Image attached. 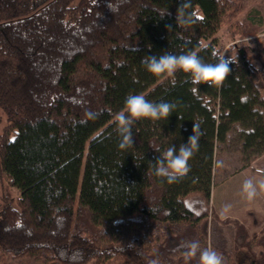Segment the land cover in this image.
<instances>
[{"label":"trees","instance_id":"obj_1","mask_svg":"<svg viewBox=\"0 0 264 264\" xmlns=\"http://www.w3.org/2000/svg\"><path fill=\"white\" fill-rule=\"evenodd\" d=\"M109 2L0 0L1 253L23 264H184L180 245L196 240L224 264H260L264 233L221 220L212 192L218 150L233 133L247 161L264 153V48L237 46L220 84L193 85L178 71L173 86L141 58L194 51L215 63L236 0H113V13ZM129 94L176 108L167 120L137 121L124 151L114 115ZM194 124L189 173L156 177L153 147L178 150ZM231 224L237 259L226 257Z\"/></svg>","mask_w":264,"mask_h":264},{"label":"clouds","instance_id":"obj_2","mask_svg":"<svg viewBox=\"0 0 264 264\" xmlns=\"http://www.w3.org/2000/svg\"><path fill=\"white\" fill-rule=\"evenodd\" d=\"M97 5V0H95ZM108 8L113 13V0L108 3ZM178 9V11H181ZM169 15L168 12L161 15V18ZM177 19V18H176ZM171 28V26H168ZM230 63H235L232 59L225 60L224 56L217 57L215 63L204 62L196 52L188 51L179 55L165 52L159 56H144L141 58V64L145 70L156 77L167 76L175 86V74L183 72L190 78L193 85L200 84H220L226 80L230 74ZM176 105L170 102H152L143 94H129L125 98L123 108L115 113L114 120L116 124V133L119 137L118 148L128 150L133 148V126L140 120L160 121L167 120L172 114ZM199 149V128L194 124L192 135L188 138L187 144H181L179 149L174 145L166 150L153 147V150L161 154L152 163L154 175L166 180L168 183L176 182L185 177L189 171V161ZM242 192L248 200L254 199L258 192H264V179L253 180L246 179L242 185ZM230 205H225L221 215H226L230 211ZM184 264H190L194 259L197 264H224V257L215 249L201 248L198 241H185L180 245ZM149 264H158L153 259Z\"/></svg>","mask_w":264,"mask_h":264},{"label":"rangeland","instance_id":"obj_3","mask_svg":"<svg viewBox=\"0 0 264 264\" xmlns=\"http://www.w3.org/2000/svg\"><path fill=\"white\" fill-rule=\"evenodd\" d=\"M236 2L239 9L236 18L232 23L223 25L217 34L218 47L224 57L233 56L237 46H246L255 52L264 48V0H236ZM249 16H251L252 19H250ZM249 25L252 26L254 32L249 36L244 35L242 33L243 28L246 26V30H250ZM252 64L257 69H262L263 67V62L259 59H254ZM262 93L264 96V90ZM252 162L253 160L247 161L245 159L240 143L236 139V134L233 133L230 140L224 143L217 153L212 206L221 220L229 218L233 221H238L233 219V216L236 214H241L240 216L242 218L247 216V220L238 222L244 225L250 237L254 238L264 233V222L257 225L250 224L248 221L252 218L251 215L242 214V211L255 205L263 194L262 192H258L254 199L248 200L242 192V185L246 179L257 181L264 179V173H259L257 169L250 170L249 167ZM240 172L242 173L236 175ZM225 205L231 206L230 211L222 216L221 211ZM223 229L227 238L226 257L232 256L234 259H237L238 249L237 243L234 240L237 228L234 224H231L224 225ZM240 239L237 238L236 240L239 242ZM206 244L207 248L212 249L209 242ZM254 249L257 253L263 250L261 247H254ZM23 262L24 261L21 259L3 255L0 250V264H23ZM25 262L26 264H40L41 261L40 259H25ZM260 264H264V260H262Z\"/></svg>","mask_w":264,"mask_h":264},{"label":"crops","instance_id":"obj_4","mask_svg":"<svg viewBox=\"0 0 264 264\" xmlns=\"http://www.w3.org/2000/svg\"><path fill=\"white\" fill-rule=\"evenodd\" d=\"M249 169H257L259 171V173H264V153L260 156H258L256 159L253 160L251 166L249 167ZM248 169V170H249ZM242 172L236 174L239 175ZM262 197L255 203V205L251 206L250 208L242 211V214H246V215H251V219H255V220H249L248 223L250 224H259V223H263L264 222V192H262ZM241 214H236L235 216H233V219H236L240 222H243L244 220H247V216L242 218L240 216ZM230 217V216H229ZM231 218V217H230Z\"/></svg>","mask_w":264,"mask_h":264}]
</instances>
